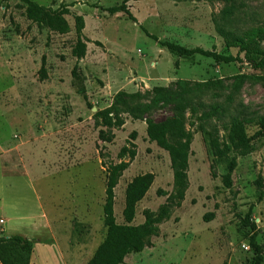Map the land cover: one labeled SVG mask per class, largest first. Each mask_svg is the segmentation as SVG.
<instances>
[{"label":"rangeland","instance_id":"obj_1","mask_svg":"<svg viewBox=\"0 0 264 264\" xmlns=\"http://www.w3.org/2000/svg\"><path fill=\"white\" fill-rule=\"evenodd\" d=\"M31 1L66 8L70 31L58 35L38 27L26 19L20 0H0V145L9 142L0 157V237L31 240L29 264H87L106 234L105 167L119 162V150L131 142L135 157L114 188L115 221L124 223L126 185L146 173L153 182L132 224H143L147 213L161 221L151 247L122 264H251L249 230L241 225L247 213L264 264V197L257 200L264 193V132L256 135L264 116V72L253 70L235 44L264 31V0ZM122 1L133 20L106 11ZM75 16L84 21L80 60L71 56ZM218 30L235 45L227 46ZM255 39L250 48L264 51V40ZM159 42L242 62L183 58ZM105 110L121 125L103 126L96 113ZM179 112L191 143L188 187L176 207L168 154L148 141L146 121ZM233 118L243 124L249 146L244 154L228 148L216 156L211 140L225 149ZM232 160L226 188L222 179Z\"/></svg>","mask_w":264,"mask_h":264},{"label":"trees","instance_id":"obj_2","mask_svg":"<svg viewBox=\"0 0 264 264\" xmlns=\"http://www.w3.org/2000/svg\"><path fill=\"white\" fill-rule=\"evenodd\" d=\"M24 5V15L26 19L36 24L38 27L46 28L58 35L67 34L70 31L67 21L64 16L68 13L66 8L52 9L50 7L41 6L31 0H20ZM231 1V0H221ZM106 11L110 14L122 12L129 19L133 20L126 6V1H122L119 5L107 8ZM76 41L71 49V56L76 60H80L86 53V41L82 37L84 21L81 16L74 18ZM146 36L156 41V38L149 36L142 29ZM218 33L225 40V33L218 30ZM257 37L264 40V31H257L250 34L246 43L241 41L235 44L240 47L241 51L245 52V58L253 70L264 72V51L250 48L256 42ZM226 41L227 46H233ZM159 45L165 47L170 53L183 58H191L193 56H201L211 58L216 64H229L234 62H242L239 56H231L217 53L215 51L204 50L202 48H186L170 42H159ZM42 61V79L45 77ZM74 75V71H72ZM264 80V73L262 75ZM101 117L102 125L106 128L116 127L121 125V122H113L109 110L96 113V117ZM264 132V116L258 122V131ZM146 136L149 142L155 143L157 147L167 152L170 168L172 170V192L170 199L174 206L179 207L184 199L185 192L188 187L187 169L188 158L190 155L191 134L184 127L183 115L181 112L164 119L159 122L146 121ZM100 140L108 141L109 138L104 134L99 135ZM130 139H135V133L130 134ZM229 145H225V149L219 147L215 140H211V148L216 156H223L226 149L231 148L238 150L240 154H244L250 142V138L245 133V128L242 123L233 118L230 122L227 134ZM130 148L127 146L121 147L118 153L119 162L109 163L105 167L106 184H105V200L103 205V224L106 228V234L103 241L97 246L87 264H122L124 258L129 254L139 253L146 247H151V238L158 235L156 225L161 221V215L157 218H152V215L147 213L145 220L141 225H133L135 216L136 204L145 196L153 182V175L150 173L135 176L125 187L124 191V206L122 210L123 224H118L115 221L113 214L114 206V188L116 187L122 173L127 169L129 163L135 157L136 146L131 142ZM127 157V161L124 160ZM104 162H102V165ZM235 166V161L232 160L229 164L227 174L222 181L226 188L231 187V172ZM162 195L161 191L157 192ZM264 193L261 192L258 196V201H261ZM167 217V212L164 210L163 218ZM207 222V215L203 218ZM241 225L249 230L248 248L252 252L251 264L262 263V250L256 242V226L250 220L249 213L241 220ZM32 252V241L21 236L11 235L8 237H0V264H29Z\"/></svg>","mask_w":264,"mask_h":264},{"label":"crops","instance_id":"obj_3","mask_svg":"<svg viewBox=\"0 0 264 264\" xmlns=\"http://www.w3.org/2000/svg\"><path fill=\"white\" fill-rule=\"evenodd\" d=\"M1 142H2V139H0V143ZM8 147H9V142H8V144L5 145L4 148H3V145H0V150L2 151V152H0V157L4 158L5 154L7 153ZM24 166H23V169H26V167H24ZM4 170H5V168H4L3 164L0 162V173L3 172ZM9 172L11 173V172H14V171H9ZM21 173L23 174V171H21Z\"/></svg>","mask_w":264,"mask_h":264}]
</instances>
